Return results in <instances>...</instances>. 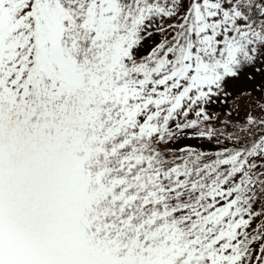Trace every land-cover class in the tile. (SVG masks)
Wrapping results in <instances>:
<instances>
[{
	"label": "snow or ice",
	"instance_id": "1",
	"mask_svg": "<svg viewBox=\"0 0 264 264\" xmlns=\"http://www.w3.org/2000/svg\"><path fill=\"white\" fill-rule=\"evenodd\" d=\"M0 264H264V0H0Z\"/></svg>",
	"mask_w": 264,
	"mask_h": 264
}]
</instances>
